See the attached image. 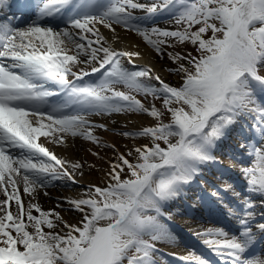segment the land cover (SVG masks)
Returning a JSON list of instances; mask_svg holds the SVG:
<instances>
[{"label":"snow or ice","instance_id":"6c2138e0","mask_svg":"<svg viewBox=\"0 0 264 264\" xmlns=\"http://www.w3.org/2000/svg\"><path fill=\"white\" fill-rule=\"evenodd\" d=\"M13 8L32 19L23 28L12 25L15 14L0 20V264H156L155 242L175 240L162 223L165 207L200 165L215 161L213 150L249 118L264 140V0H0V12ZM160 16L180 28L148 26ZM101 26L135 32L157 55L172 40L191 44L198 55L167 53L176 65L169 71L183 81L173 87L150 68H125L121 57L133 63L140 53L106 46ZM97 73L95 81L84 79ZM131 93L162 100L170 121L164 123L161 110ZM124 113L147 114L157 122L121 133L149 143L119 154L104 187L92 186L84 197L66 201L69 211L80 213L77 223L38 203L25 205L21 181L23 193L34 199L52 181L75 182L66 164L83 166L58 158L46 143L66 145L78 137L100 146L95 129L104 125L88 117ZM240 147L254 157L241 169L248 192L264 196V144ZM133 155L135 162L128 159ZM226 190L240 200L229 208L239 228L230 235L209 227L204 244L226 255V264H264L255 255L258 236L264 238V223L253 229L255 203L240 199L232 185ZM182 259L210 264L194 253Z\"/></svg>","mask_w":264,"mask_h":264},{"label":"bare ground","instance_id":"6f19581e","mask_svg":"<svg viewBox=\"0 0 264 264\" xmlns=\"http://www.w3.org/2000/svg\"><path fill=\"white\" fill-rule=\"evenodd\" d=\"M141 2L144 3H151V0H141ZM137 15H142V13L137 12ZM148 26H156L161 29H166L169 31H173L175 23L171 22L170 17L168 16H161V19L156 20L155 24H152L151 22L148 23ZM101 34L105 37V40L107 41L106 46L110 45L112 48H114L117 51H131V52H139L140 55L138 57H133V63L135 65H144L150 69H152V73L154 75H159L162 79L165 77V75L170 72L169 69H172L171 63L172 61L168 58L167 53L169 51H165V54L157 55L146 43L143 41L142 37L136 35L132 31H126L124 28L116 26L115 32H112L108 29H104L102 26L100 27ZM181 55H184L182 52H178ZM71 54V53H70ZM127 61L129 60L128 57H124ZM173 72V71H171ZM88 119L93 124H103L104 128H96L95 132H102L103 130L106 133H102L101 137L104 136V139L107 143V145H115L116 137H120L122 135H118V133L122 132H137L140 129L144 127H149L150 123L148 122V118H142V117H134V118H126V117H117V116H111V117H104L101 122L98 118H94L92 116H89ZM98 135V134H96ZM239 138V141L243 144H249L251 137L248 138L246 136H238L237 133L230 132L229 135L226 137V140L229 138ZM253 139V138H252ZM41 142H44V138L41 137ZM104 144V142H103ZM102 144V145H103ZM260 144H264V140L261 139L259 142ZM45 146L54 153L58 158L64 159L69 162H80L83 166L80 169H72L70 164H66V167L68 171L74 176L75 182L69 181L66 179V184L71 185H98L102 180H104V176L106 174V166L109 164L110 157L107 155V153H102L97 148L96 144L91 143L90 141H85L81 138H71L69 137L67 140L66 145L61 144H54V143H46ZM235 148L226 149L223 145H219V147L216 148L215 152L217 154V157L220 160H226V164L230 158H234V152ZM19 150H14V154L18 152ZM93 153H97L98 155H93ZM245 160V161H244ZM240 160L241 165H245V167H249L253 164L254 157L247 156L246 159ZM212 165V164H210ZM247 165V166H246ZM244 168L242 166H239L236 168L235 172L239 173L241 176L243 173L241 169ZM201 172V171H199ZM98 177H96V176ZM195 179V177L193 178ZM228 181V178H224ZM208 180V179H207ZM62 184V183H61ZM203 185L207 188L211 187L212 185L210 182L205 181ZM193 193H196L197 195H200L197 193L200 188L198 187H192ZM226 188V187H225ZM231 192V190H227ZM20 192L22 199L24 200L25 205H27L29 202L32 203H38L41 208L45 211L53 210L51 209L52 203L44 199V195L48 193V195H53L54 197H57V193H60L61 191L56 188L55 192L49 191L47 189L38 188L35 194V198L28 196L23 193V183L21 181L20 183ZM77 192V191H75ZM83 192V191H82ZM206 196L210 197V199L217 204L218 206L222 204V202L229 201L228 196L225 197V199L220 200L217 197H213L211 194L205 193ZM245 196H248L250 199H253V201H264V196H260L259 194L250 193L248 190L245 192ZM63 200L66 199L64 196H59V198H62ZM84 197V195L81 194H74L73 197L69 199H76ZM181 198L185 199V194L181 193ZM0 199H3L2 195H0ZM178 199V198H176ZM175 199V200H176ZM67 200V199H66ZM65 202L61 203L59 206H63V208H67L66 212H61L57 209H54V211L58 212L64 219L65 216L68 217L72 223H77L79 221V218L77 216L71 215V213L68 212V204ZM220 200V201H219ZM198 202H192V204H195ZM174 202L169 201L166 205V207L173 208L172 214L173 218L171 220V223L178 225L179 227H182L190 237H193L197 241H199L204 248L209 249L214 255L217 256V252L213 249L204 244V240L207 239L203 235L205 230L207 229L206 226L203 225H196L192 223L191 217L192 212L188 211L186 207H182V205L178 206H172ZM188 205V203H187ZM256 207L259 208L260 211L264 213V203H256ZM191 208H194V206H189ZM35 214V213H34ZM209 216V217H208ZM233 217V216H231ZM216 218L211 217L210 215H207L206 222L213 223L218 222V220H215ZM65 220V219H64ZM232 220V219H231ZM264 220V215H263ZM238 223V221H237ZM258 223V222H257ZM264 223V222H259ZM256 224V223H255ZM255 224H253V229L255 231ZM238 228L231 226L230 230L228 232H234L236 233ZM178 239H175L174 241H158L162 246L161 255L165 259L164 264H186V262L182 259V257L188 256L190 252L186 251L184 249L185 246H191L192 249H194V252L196 251L198 256H201L204 251L203 249H196L192 245V243L189 241V238H183L182 236H177ZM187 240V242H186ZM261 249L264 250V243L261 244ZM193 246V247H192ZM195 254V253H194ZM222 256H226L224 254H221ZM204 257V256H201Z\"/></svg>","mask_w":264,"mask_h":264},{"label":"rangeland","instance_id":"374dc122","mask_svg":"<svg viewBox=\"0 0 264 264\" xmlns=\"http://www.w3.org/2000/svg\"><path fill=\"white\" fill-rule=\"evenodd\" d=\"M158 18L159 17H157L156 20ZM19 27L23 28V27H25V25H20ZM179 28H180V26L175 24L173 30H177ZM165 51L182 52V53H184V55H187L188 53H191L193 56L198 55V53L194 50V48L191 44H177L174 40L170 41V46L169 45L164 46V53L163 54H165ZM121 63L125 68H127L130 71H139V70H143V69H148V67H146L144 65L131 64L126 59H124V57H121ZM171 66H172V68L176 67V65H174L173 63H171ZM260 74L264 75V70H262ZM99 75L100 74L97 73L96 77L95 76L94 77L88 76V78H85V80L95 81L96 79H98ZM152 75L155 76L153 73H152ZM161 80H163L165 83H167L173 87H179L183 82L181 76L178 75L174 71L168 72L165 75V77H163ZM151 84H153L157 87L159 86V83L155 80H152ZM114 87L118 91L129 92V89L125 88L123 85H115ZM131 94L136 95L137 99H140L141 102L144 103L146 107L150 108L154 105L157 109L161 110L164 113V115H163V122L164 123H168L170 121V114H168L166 112V110L163 108L162 100L154 99L151 96L145 97V96L139 95L137 93H131ZM111 116L126 117V118H130V117L131 118H134V117L148 118V122L150 123L149 127H153L157 123L153 118H151L147 114H143V113H140V114H137V113L112 114ZM111 116H95V115H93L92 117L98 118L101 122L102 120H104L103 119L104 117H111ZM253 123H255V121L251 118L247 119L246 121H241L240 124H237L236 126H234V128L231 132L234 134L237 133L238 136H246L248 138L251 137L250 142L255 144L256 146H259V142L261 141V138L258 135V133H256L254 130L251 129L250 126ZM253 132H254V136H253ZM102 133H106V132L104 130L102 132H97V133L95 132V134H98L97 136H99L101 138V140L104 142L103 145H100V146L96 145V146L100 152L107 153V155L110 157V160L108 162L109 164L106 166L107 172L109 170L110 164L116 162L119 154L127 155V153L130 151H133L135 147L140 146L142 144L149 143V138H147V137H140V136H135V137L127 136L126 137V136L122 135L121 133H118V135L120 134L122 136H120L118 138L116 137V141H115L116 146L112 145V147H105L104 145H107V143L104 139V136L101 137ZM122 133H124V132H122ZM241 144H243V143L239 141L238 137L229 138L228 140L224 139L219 145H223L224 147H226V149L235 148L234 156L238 157V159L230 158V160H228V162L226 164V160H220L217 157V154L215 152L216 149H214L213 155L216 158L215 161H210L204 165H200V171L201 172H198L195 175V179H193V181L189 185H186L184 187V190L182 193L185 194L186 198L182 199L180 196H178L177 197L178 199L173 201L174 204L171 205V207L175 206L177 204H178V206L182 205V207H186V209L188 211L192 212L191 221H192V223H194L196 225H203V226H206V228H209V227H222V228H224L223 224L219 222V220H220V221L224 222V224H226L228 228H230L231 226L239 228V224L237 223V220L234 217H231L232 215H230V213H229V208L236 207L240 203V200H238L233 195L232 190H231V192H229V191L225 190L226 189L225 187H226V185H232V188L235 191L241 193L240 199H243V197L245 196V192L248 190L246 177L243 174L240 176L239 173L235 172L236 168H238L239 166L245 167V165H241L240 160H244V159H246L247 156H249L248 155V148L247 147L241 148L240 147ZM219 145H218V147H219ZM244 145H246V144H244ZM161 146L163 147L164 145L161 144ZM128 159L132 162H135L134 161V155L129 156ZM210 164H212V165H210ZM107 172L104 176V180H102L96 186L104 187L107 184V182H108ZM96 177H98V176H96ZM224 178H226V179L229 178V180L227 181ZM205 181L210 182V184L212 186L209 188L205 187L203 185V183H205ZM92 186L93 185H86L85 186V185H78V184H76V185L74 184V185L69 186L66 184V179L55 180V181H52L47 187H44L42 189H47L49 191L55 192L56 188H58L61 192L57 193L58 194L57 197H54L53 195H48V193L45 194L43 197H44V199H46L47 201L52 203L51 209H53V210L57 209L61 212H66L67 208H63V206H59V205L61 203L65 202L66 199L69 200V198L73 197L74 194H78V195L81 194V195L85 196V194L90 191ZM193 186L200 188L197 193H200V196H202V197L207 192H208V194H211L213 197H217L220 200H223V199H225V197L228 196L229 201H226L224 203L222 202V204L219 206L217 204L214 205V211H216V212L210 213V215L212 217L216 218L215 220H218V222H213V223L206 222L204 215L209 213L208 211H211V209L207 207L205 202H204V207H203V203L192 204V202L193 203L196 202V199H199V197H200V196H197L196 193H193V190H192ZM75 191H77V192H75ZM213 193H215V195H213ZM59 196H64V197H66V199L63 200V197L59 198ZM258 202L262 203L259 200L255 201L254 203L256 204ZM187 203H188V205H187ZM191 205L194 207L196 206V208L193 209V208L189 207ZM256 206L257 205H255V218L256 217H262L264 215V213L262 211H260L259 208ZM169 207H165L166 216L162 218V223H164L167 226V228L172 233V235L175 237V239H178L177 234H181L183 238H189L194 243L197 244V242H198L200 244L199 241L195 240L193 237H190V235L185 234V231L182 227H179L178 225H176V226L174 225V226H172V228H174V230H173L169 226L170 222L173 218V214H172L173 208L169 209ZM14 208H15V205L13 202V209ZM68 212L71 213V215H73V216H77L79 218V220L81 219L80 213L75 212V211H69V210H68ZM68 217H70V215L65 216L64 221L72 224L71 220ZM168 217H170V218H168ZM226 229H225V231L228 232V230H226ZM229 234L231 235V233H229ZM232 234H234V233H232ZM145 239H148V237H145ZM188 243H190V242H188ZM161 246L162 245L158 241L155 242L156 252L154 254V259L156 261V264H164L165 263V259L161 256V255H163L162 251H161V248H162ZM184 249L190 253H194V249H192L191 246H185ZM260 256L262 258H264V253H262V255H260Z\"/></svg>","mask_w":264,"mask_h":264}]
</instances>
